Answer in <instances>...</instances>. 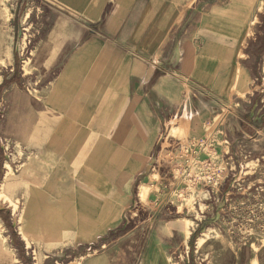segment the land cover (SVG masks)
Here are the masks:
<instances>
[{"label": "crops", "instance_id": "obj_1", "mask_svg": "<svg viewBox=\"0 0 264 264\" xmlns=\"http://www.w3.org/2000/svg\"><path fill=\"white\" fill-rule=\"evenodd\" d=\"M14 1L9 62L21 61L25 31L44 26L29 59L51 81L40 100L14 94L5 121L8 136L37 145L14 178V191L28 193L20 229L54 242L65 231L77 264H164L154 242L180 223L167 199L185 161L223 156L229 140L240 153L264 140L254 86L264 0ZM144 187L158 209L152 230ZM8 245L0 236V264H10Z\"/></svg>", "mask_w": 264, "mask_h": 264}, {"label": "rangeland", "instance_id": "obj_2", "mask_svg": "<svg viewBox=\"0 0 264 264\" xmlns=\"http://www.w3.org/2000/svg\"><path fill=\"white\" fill-rule=\"evenodd\" d=\"M14 4V0H0V190L4 194L0 199V236L2 240L6 237L9 244L10 264H70V261L77 264L80 258L75 260L67 255L65 231L54 242L52 237L49 240L41 234L29 237L20 229L28 193L14 191V178L21 171L28 153L35 152L37 145H22L13 135L8 136L5 121L14 117V94L29 103L40 100L38 90L46 88L51 81L42 77L29 59L34 42L44 35V26L33 25L30 33L25 31L22 45L18 43L21 61L17 65L9 62L8 40ZM27 7L36 9V4L28 2ZM14 73L18 80L10 83ZM255 78L254 86L263 95L264 110V65L256 66ZM229 141L223 156L205 150L203 159L193 158L179 171L175 180L179 179L180 188L175 195H169L167 201L171 198L168 204L178 206L176 218L180 223L171 240L154 242L163 255L164 264H264V140L247 153L237 152L235 142ZM209 157L211 159L207 160ZM23 183L24 189L32 185L30 180ZM149 192L150 189L144 187L140 193L144 213L150 215V219L142 224L152 230L156 226L154 216L158 209L157 205L147 203ZM129 214L127 209L124 218H129ZM185 233L189 235L187 239ZM193 234L191 251L189 240ZM11 235L18 236L21 241L18 248L11 244Z\"/></svg>", "mask_w": 264, "mask_h": 264}, {"label": "trees", "instance_id": "obj_3", "mask_svg": "<svg viewBox=\"0 0 264 264\" xmlns=\"http://www.w3.org/2000/svg\"><path fill=\"white\" fill-rule=\"evenodd\" d=\"M0 158H1V155H0ZM194 238H195V234H193L191 237H190V240H189V246L191 248V251L193 249V245H194Z\"/></svg>", "mask_w": 264, "mask_h": 264}, {"label": "bare ground", "instance_id": "obj_4", "mask_svg": "<svg viewBox=\"0 0 264 264\" xmlns=\"http://www.w3.org/2000/svg\"><path fill=\"white\" fill-rule=\"evenodd\" d=\"M3 197V194L0 192V199ZM198 241V240H197ZM201 241H199V243H200Z\"/></svg>", "mask_w": 264, "mask_h": 264}, {"label": "built area", "instance_id": "obj_5", "mask_svg": "<svg viewBox=\"0 0 264 264\" xmlns=\"http://www.w3.org/2000/svg\"><path fill=\"white\" fill-rule=\"evenodd\" d=\"M189 162L185 161V165L188 164Z\"/></svg>", "mask_w": 264, "mask_h": 264}]
</instances>
